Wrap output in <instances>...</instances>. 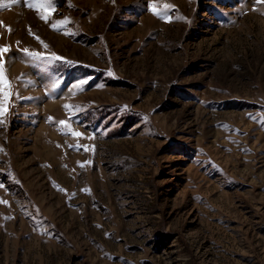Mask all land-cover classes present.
Masks as SVG:
<instances>
[{
    "label": "rangeland",
    "instance_id": "rangeland-1",
    "mask_svg": "<svg viewBox=\"0 0 264 264\" xmlns=\"http://www.w3.org/2000/svg\"><path fill=\"white\" fill-rule=\"evenodd\" d=\"M42 5L0 0V264H264V0Z\"/></svg>",
    "mask_w": 264,
    "mask_h": 264
},
{
    "label": "snow or ice",
    "instance_id": "snow-or-ice-1",
    "mask_svg": "<svg viewBox=\"0 0 264 264\" xmlns=\"http://www.w3.org/2000/svg\"><path fill=\"white\" fill-rule=\"evenodd\" d=\"M25 3H27V0H25ZM54 3H55V0H43V5L42 6H44V7H52L54 5ZM28 6L29 7H33L32 4H29ZM152 9H153V14L154 15H159V13H157L155 11V6L154 5L152 6ZM41 18L42 19H46L43 16ZM61 23H64V21H61ZM53 29L54 30H58L56 28V25H53ZM17 43H19V42H17ZM45 47H46V45H45ZM7 51H8L7 48H2V49H0V54H2L3 52H7ZM24 52H25V54H27L31 58L32 61H35V62H44L46 64H51L53 61L61 60V58L59 56H56L55 54H53L51 56H45V55H43V54H41L39 52H29L28 49H24ZM13 59H15V58H13ZM2 68H3V66L0 65V85H2L4 83ZM86 84H87V80H81L76 85V87L78 89H80L81 91H83V88L81 87V85H86ZM3 95H4V99L7 100L8 93H3ZM0 107H2V106H0ZM60 123L63 125V124H65V121H61ZM71 134L73 136H76V137H80L82 135L80 132H74V133H71ZM77 148H79V146H77ZM84 150L87 151V148L85 147Z\"/></svg>",
    "mask_w": 264,
    "mask_h": 264
}]
</instances>
